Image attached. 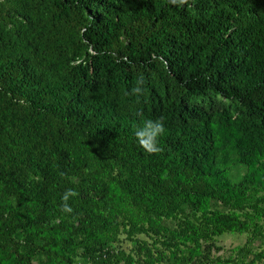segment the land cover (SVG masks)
<instances>
[{
  "label": "trees",
  "instance_id": "16d2710c",
  "mask_svg": "<svg viewBox=\"0 0 264 264\" xmlns=\"http://www.w3.org/2000/svg\"><path fill=\"white\" fill-rule=\"evenodd\" d=\"M189 5L50 0L46 57L0 11V264H214V237L264 231V0ZM159 117L150 155L135 131ZM120 230L151 243L115 250Z\"/></svg>",
  "mask_w": 264,
  "mask_h": 264
},
{
  "label": "rangeland",
  "instance_id": "374dc122",
  "mask_svg": "<svg viewBox=\"0 0 264 264\" xmlns=\"http://www.w3.org/2000/svg\"><path fill=\"white\" fill-rule=\"evenodd\" d=\"M50 0H0V11L5 12L9 9L12 13L14 9H18L22 14H17V23L21 29H26L25 36H29L30 42H33L39 51L40 57H46L42 54V49L50 42V32L52 31L51 10L49 6ZM254 6H250L249 16L253 15ZM16 15V13L14 14ZM27 15L29 19L24 20ZM9 17L4 19L0 17V31H6L10 26ZM66 35V34H65ZM75 85H79V81L75 79ZM176 87L169 82L166 94L168 98H172L177 92ZM230 177L233 182H239L245 172V166L239 163H232L230 166ZM78 180L84 181L85 176L80 175ZM174 224V221H167V226ZM166 231V229H164ZM133 239L146 240L151 243V239L140 233L135 234L132 239L128 238L121 230L116 234L114 242L109 246L115 250L121 249L127 253H133L138 249V242ZM259 252L263 253L262 257L256 256ZM208 261L214 264H232L233 261L247 262L254 260V264H264V231L257 234L256 237L250 238L249 232L242 233H223L214 237L208 242V251L206 254ZM42 263V254L38 256L36 264ZM74 264H90L88 261L79 256Z\"/></svg>",
  "mask_w": 264,
  "mask_h": 264
},
{
  "label": "clouds",
  "instance_id": "9594fccd",
  "mask_svg": "<svg viewBox=\"0 0 264 264\" xmlns=\"http://www.w3.org/2000/svg\"><path fill=\"white\" fill-rule=\"evenodd\" d=\"M170 2L173 5L183 7L185 5H189V0H170ZM191 6V5H189ZM144 85V79L143 77H140L136 85L131 89L130 94L136 95L139 97L145 92V89L143 87ZM220 97H217V100H220ZM139 115L142 116V113ZM165 132V124H164V118L159 117L155 120L153 119H146L143 121V124L141 127L137 128L135 131V138L138 142V145L148 154H159L163 151V149L159 146V137L163 135ZM61 176L64 175V173H60ZM79 193L76 192L74 189H68L64 192L61 199L63 200V206L62 210L67 213H71L73 209L71 206L67 203L71 197L78 196Z\"/></svg>",
  "mask_w": 264,
  "mask_h": 264
}]
</instances>
